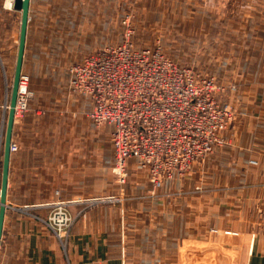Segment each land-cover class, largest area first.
<instances>
[{
  "label": "rangeland",
  "instance_id": "1",
  "mask_svg": "<svg viewBox=\"0 0 264 264\" xmlns=\"http://www.w3.org/2000/svg\"><path fill=\"white\" fill-rule=\"evenodd\" d=\"M30 19L24 72L30 79L29 104L36 95L31 86V73H58L62 80L69 74V83L72 66L99 50L122 46L129 28L134 31L130 41L136 51L160 50L178 67L213 78L226 88L221 102L230 107L234 119L225 135V145L158 190L153 189L146 173L139 169L144 178L143 188L136 186L130 172L123 189L124 214L127 203L134 206L142 191L144 219L113 223V230L119 234L115 238L120 241V254L126 261L128 240L144 241V255L150 256L158 246L165 251L176 250L179 242L189 240V231L195 229L198 236L191 240L200 244L210 242L211 246L186 243L182 264L235 263V254L225 262L216 246L221 236L205 237L204 232L215 231L226 220L234 219L222 213V208L229 204L225 196L233 191L224 189L226 183L251 177L247 170L242 175L231 173L244 166V155L236 152L238 139L247 133L240 130L241 119L245 118L243 125L248 129L252 123L264 129L261 116H255L253 109L255 95L264 82V0H33ZM11 38L5 16L4 30H0V49ZM5 51L6 48L3 55ZM13 77L14 73H0L9 103ZM6 125L7 120L0 136V180ZM91 125L101 137L100 148L107 152L113 150L108 127L98 129L92 122ZM256 151L264 154L262 150ZM251 160L255 163H250ZM250 161V168L260 167L258 156ZM113 169L101 171L102 184L106 183L109 190L100 197L120 195ZM100 207H113V204ZM136 212L130 213L136 215ZM140 230L144 231L142 239V236L136 237Z\"/></svg>",
  "mask_w": 264,
  "mask_h": 264
},
{
  "label": "crops",
  "instance_id": "2",
  "mask_svg": "<svg viewBox=\"0 0 264 264\" xmlns=\"http://www.w3.org/2000/svg\"><path fill=\"white\" fill-rule=\"evenodd\" d=\"M32 5L33 0L30 18ZM5 16L12 38L0 49V73H15L21 12L15 9L11 0H0L2 32ZM29 28L30 23L28 35ZM28 35L23 73L27 65ZM31 74V86L36 95L30 100L29 111L19 122L14 123L13 142L19 146V150L11 154L7 201L18 206L74 202L69 207V213L75 217V221L70 231L66 256L44 224L20 213L7 211L0 264H68V260L70 264H182V251L186 243L211 246L210 242L200 244L197 240H191L198 236L195 229L189 231V240H184L183 244L179 242L176 250L165 251L158 246L150 256L144 255V241L128 240L130 257L126 261L120 254V241L115 238L119 234H115L113 223L144 219V192L141 191V195L136 197L134 206L127 203L125 214L120 205L96 207L81 213L82 206L76 202L99 198L109 190L106 183L102 184L101 171L111 170L115 165L113 144L110 141L113 150L108 152L100 148L101 137L95 133L87 116L92 110V101L89 97L71 93L69 74L64 80L58 73ZM5 87L3 80V85L0 82V136L3 106L6 102L8 104L7 95L5 97L3 92ZM257 92L253 109L255 116H261L260 122L264 124V82ZM6 117L8 119V115ZM243 120L245 118L240 121V130H247V133L238 139L236 152L244 155V166L231 170V173L242 175L247 170L251 177L226 183L224 189L233 191L225 196L229 204L222 208V213L234 219L226 220L215 231H205L204 236H221L216 246L225 262L232 254L236 255L233 258L235 263L230 261L229 264H264V154L256 151H264V129L255 127L254 123L248 129L245 123L243 125ZM108 130L111 135L113 128L108 127ZM258 133L260 137L257 138ZM254 156L259 157L260 167L252 169L248 162ZM130 172L131 181L142 189L141 181L144 178L138 170L137 161L129 163ZM134 210L137 211L136 215H133ZM33 212L47 219L52 209L41 208ZM143 233L141 231L136 237H141Z\"/></svg>",
  "mask_w": 264,
  "mask_h": 264
},
{
  "label": "built area",
  "instance_id": "3",
  "mask_svg": "<svg viewBox=\"0 0 264 264\" xmlns=\"http://www.w3.org/2000/svg\"><path fill=\"white\" fill-rule=\"evenodd\" d=\"M132 35L134 31L129 28L122 46L99 50L70 68L71 93L92 101L88 118L98 129L113 128L111 141L116 158L113 170L121 189L118 197L75 201L82 206L81 213L103 205L123 207L130 160L137 161L138 169L146 173L154 190L162 188L166 180L186 174L196 162L225 145V135L234 119L230 107L221 102L225 87L213 78L178 67L160 50L136 51L130 41ZM29 82L23 73L15 123L29 110ZM9 109L10 103L6 102L2 132ZM10 150L11 154L15 153L19 146L12 142ZM73 204L64 201L42 206L7 203L6 207L7 211L44 224L67 256L75 221L69 213ZM41 208L52 209L47 219L33 212Z\"/></svg>",
  "mask_w": 264,
  "mask_h": 264
},
{
  "label": "water",
  "instance_id": "4",
  "mask_svg": "<svg viewBox=\"0 0 264 264\" xmlns=\"http://www.w3.org/2000/svg\"><path fill=\"white\" fill-rule=\"evenodd\" d=\"M14 3L15 9L21 12L20 36L16 59V68L13 77L10 109L8 112V119L6 125L4 148H3V161H2V175L0 183V247L4 233V222L7 214V192L10 173L11 161V144L13 142V130L15 123V108L18 99L19 81L23 74V65L26 52V43L28 35V26L30 23V4L31 0H11Z\"/></svg>",
  "mask_w": 264,
  "mask_h": 264
},
{
  "label": "trees",
  "instance_id": "5",
  "mask_svg": "<svg viewBox=\"0 0 264 264\" xmlns=\"http://www.w3.org/2000/svg\"><path fill=\"white\" fill-rule=\"evenodd\" d=\"M29 36V35H28ZM6 119H7V117H6ZM5 132H6V130H5ZM4 135H5V133H4Z\"/></svg>",
  "mask_w": 264,
  "mask_h": 264
}]
</instances>
